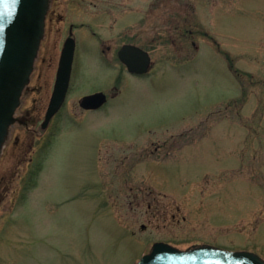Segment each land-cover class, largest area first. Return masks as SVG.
<instances>
[{"label":"rangeland","instance_id":"374dc122","mask_svg":"<svg viewBox=\"0 0 264 264\" xmlns=\"http://www.w3.org/2000/svg\"><path fill=\"white\" fill-rule=\"evenodd\" d=\"M72 25L69 96L43 128ZM100 90L111 104L83 109ZM27 109L0 157V264H137L156 241L264 259V0H52Z\"/></svg>","mask_w":264,"mask_h":264},{"label":"water","instance_id":"95a60500","mask_svg":"<svg viewBox=\"0 0 264 264\" xmlns=\"http://www.w3.org/2000/svg\"><path fill=\"white\" fill-rule=\"evenodd\" d=\"M51 0H0V156L15 113L29 84L45 35ZM75 40L69 38L60 58L54 91L43 127L60 110L68 94L75 55ZM130 72L145 73L151 65L148 51L135 44H124L119 51ZM107 101L103 91L85 95L81 106L97 109ZM138 264H264L252 251H229L212 245L177 248L156 242Z\"/></svg>","mask_w":264,"mask_h":264},{"label":"flooded vegetation","instance_id":"af4514ba","mask_svg":"<svg viewBox=\"0 0 264 264\" xmlns=\"http://www.w3.org/2000/svg\"><path fill=\"white\" fill-rule=\"evenodd\" d=\"M73 26L74 25H72L71 26V32H70V35L67 37V38H69V37H73V38H75V40H76V50H77V44H78V39H77V37L74 35V33H73ZM66 38V39H67ZM66 41V40H65ZM65 41H64V43H65ZM195 44V43H194ZM64 45V44H63ZM63 48V47H62ZM109 49H110V46L108 47ZM117 55H118V58H119V60L122 62V60L120 59V54H119V49H118V51H117ZM122 64L126 67V69H127V71H128V68H127V66L122 62ZM152 68V67H151ZM151 71V70H150ZM150 71H148V72H146V73H130V74H132V75H134V76H137V77H146L147 75H149L150 74ZM28 88V87H27ZM27 88H26V90H27ZM26 90H25V92H26ZM25 92H24V94H25ZM116 97V96H115ZM111 101H112V99L108 96V100H107V102L104 104V105H102L99 109H95V110H89V111H99V110H102V109H104V108H106V107H108L110 104H111ZM20 108V107H19ZM27 115H30V110L29 109H27L26 110V113L23 115V116H21V117H19L18 116V121L20 122V123H23V122H25V120H27V118L26 119H24ZM155 144V143H154ZM160 147H162V145L161 144H159V145H157V148H160Z\"/></svg>","mask_w":264,"mask_h":264}]
</instances>
